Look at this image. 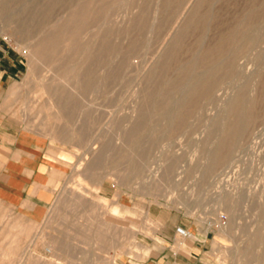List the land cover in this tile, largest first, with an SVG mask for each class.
Instances as JSON below:
<instances>
[{
	"label": "rangeland",
	"instance_id": "rangeland-1",
	"mask_svg": "<svg viewBox=\"0 0 264 264\" xmlns=\"http://www.w3.org/2000/svg\"><path fill=\"white\" fill-rule=\"evenodd\" d=\"M82 6L94 21L90 17L80 38L97 51L83 65L87 86L62 73L80 60L64 53V82L58 77L56 88L38 90L30 73L35 35ZM0 9V124L38 141L56 163H63L62 154L67 158L63 173L55 171L44 217L1 264H38V256L53 264L43 249L49 244L59 260L54 264H148L161 237L182 224L191 238L208 239L205 264H259L264 0H0ZM205 81L213 82L210 90L193 95ZM238 99L252 107L249 121L232 112ZM234 126L238 131L228 135ZM223 138L228 154L217 162ZM91 162L92 173L85 170ZM80 187L86 203L75 208L69 195H81ZM89 202L99 207L95 220L88 217ZM105 220L112 229L100 240L94 230ZM10 240L6 233L0 249Z\"/></svg>",
	"mask_w": 264,
	"mask_h": 264
},
{
	"label": "crops",
	"instance_id": "crops-1",
	"mask_svg": "<svg viewBox=\"0 0 264 264\" xmlns=\"http://www.w3.org/2000/svg\"><path fill=\"white\" fill-rule=\"evenodd\" d=\"M17 64L16 59L12 65ZM58 159L63 163H56L54 156L38 141L0 124V230H4L0 232V243L7 233L11 239L8 247L20 246L24 230L35 229L34 222L42 220L52 199L55 171L63 173L66 168L65 155ZM24 219L29 225L23 226ZM161 239L158 254L148 264H205L209 251L206 237L180 240L171 227L170 233ZM7 248L0 249V264Z\"/></svg>",
	"mask_w": 264,
	"mask_h": 264
},
{
	"label": "bare ground",
	"instance_id": "bare-ground-1",
	"mask_svg": "<svg viewBox=\"0 0 264 264\" xmlns=\"http://www.w3.org/2000/svg\"><path fill=\"white\" fill-rule=\"evenodd\" d=\"M65 1V0H64ZM93 1V0H92ZM85 3H87V2H85ZM92 2H90V4H91ZM81 4V3H80ZM84 4V3H83ZM85 6H87V4H84ZM88 5H89V3H88ZM45 6V5H44ZM92 6H93V4H92ZM46 7V6H45ZM71 7V6H70ZM74 7V6H73ZM72 7V8H73ZM89 7V6H88ZM91 7V6H90ZM41 8V7H40ZM75 8V7H74ZM42 10V9H41ZM47 10H49V9H44L43 8V12H44V14H45V12H46V14H47ZM0 11H1V9H0ZM37 11V10H36ZM69 11V10H68ZM33 12V11H32ZM38 12V11H37ZM43 12L40 14V12H38L37 14L38 15H42L43 14ZM50 12V11H49ZM71 12V11H70ZM90 12H91V10H90ZM89 11H88V9L87 8H85V7H79V8H77V9H74V10H72V13H71V15L69 16V18L67 19V20H65V21H63V22H58V23H54V24H51L48 20V24L50 25L51 24V26L49 27V29L48 30H46V31H44V32H42L41 34H38V35H35V33H33V36L35 35V36H37V39L34 41V43L32 44V50H31V61H30V73H31V75L32 76H34V79L32 80V83L34 84V86L38 89V90H43L44 91V89L45 90H52V89H54V88H56L55 86H54V80L56 79V78H58V77H61V75H63L64 74V72H65V74H68V73H73V75L75 76V78L76 79H74V80H76L75 82L78 84V82L79 83H82L83 84V82L82 81H84V78H85V76H87L88 75V78H89V71H88V69L87 68H84L83 67V65H84V63H86L87 61H89L90 59H91V61H92V59L96 56V53H97V51L94 49V50H92V49H90V47L88 46V44L86 43V42H84V41H82V38H80V35H81V33H82V31H84L83 29H84V27L86 26V24H88L89 25V23H87L88 22V20L90 19V17H91V13H90ZM93 12V11H92ZM96 13V12H95ZM36 13H34V15H35ZM93 14V13H92ZM33 15V16H34ZM48 16H49V14H47ZM94 16H97V15H94ZM100 16V15H99ZM2 17V16H1ZM36 17H39V16H35L34 18H36ZM29 18H31V17H29ZM28 18V19H29ZM33 18V17H32ZM48 18H50V17H48ZM67 18V17H66ZM92 19H93V16L91 17ZM94 18H96V17H94ZM97 18H99V17H97ZM43 19V18H42ZM36 19H34V20H32V21H35ZM28 21V20H27ZM37 22L39 21L38 19L36 20ZM44 21V20H43ZM51 21V20H50ZM57 21H58V19H57ZM93 21H94V19H93ZM54 22V20H52V23ZM91 22V21H90ZM29 23H30V21H29ZM35 23V25H36V22H34ZM40 23H41V18H40ZM46 23V26H47V22H45ZM30 25V24H29ZM34 24H33V26H35ZM40 26V29H39V31L41 30V24H39ZM44 25V24H43ZM48 25V26H49ZM33 26H32V28H33ZM87 27V26H86ZM21 28H23V27H21ZM43 28V27H42ZM44 28H45V26H44ZM35 29H37L36 28V26H35ZM47 29V28H46ZM88 29V28H87ZM18 30V29H17ZM20 30V29H19ZM31 31V30H30ZM106 31H107V29H106ZM108 32V31H107ZM25 33H26V31H25ZM82 37V36H81ZM30 37H28V39H29ZM32 41V40H31ZM107 41V40H106ZM226 41H232L231 40V36H227L226 37ZM101 42H103V41H101ZM100 42V43H101ZM108 44H110V43H108ZM107 44V45H108ZM31 46V45H30ZM93 46V45H92ZM95 46V45H94ZM100 46V45H99ZM98 47V46H97ZM96 47V48H97ZM102 48H103V45H102ZM223 47L221 46V47H219L218 48V51H222L223 49H222ZM99 49V48H98ZM97 49V50H98ZM104 49V48H103ZM103 49H101V50H103ZM107 49V48H106ZM108 49H109V47H108ZM115 49V48H114ZM100 50V49H99ZM105 51V50H104ZM103 51V52H104ZM107 51V50H106ZM99 52V51H98ZM108 52V51H107ZM113 52V51H112ZM64 53H65V57H66V54H74V56H76L77 58H79L80 60L78 61L76 58V60L72 63V65L71 64H69V63H67V64H69L70 66H68V67H66L65 69H63V71H62V73L63 74H61L60 75V71H59V69H60V65L61 64H59V62L61 61V59L63 58V55H64ZM210 54H212L211 53V51H206L205 52V54L203 55V57H204V59L205 58H207V59H209L208 57H212V55H210ZM97 55H99V54H97ZM103 55V54H102ZM106 55V54H105ZM210 55V56H209ZM73 57V56H72ZM102 57H104V56H102ZM67 58V57H66ZM65 58V59H66ZM69 59V58H68ZM71 59V58H70ZM67 60V59H66ZM97 60H98V58H97ZM67 61H69V60H67ZM73 61V60H72ZM101 62V61H100ZM103 63V62H102ZM63 65V64H62ZM64 66V65H63ZM91 73V72H90ZM93 73V72H92ZM94 75V74H93ZM73 76V77H74ZM69 77H71V75L69 76ZM72 77V78H73ZM64 78V77H63ZM59 79V78H58ZM67 79V78H66ZM61 80H62V77H61ZM212 81V80H211ZM211 81H205V82H203V84L202 85H199V87H197V86H195V89L193 90V95H195L196 97H198L197 95H199V94H201V93H206V92H208L209 90H210V88H211V86H212V83L213 82H211ZM62 82H64V80H62ZM67 82V81H66ZM85 82V85H86V83H87V81L85 80L84 81ZM57 84V83H56ZM64 84V83H63ZM75 85V84H74ZM79 85H81V84H79ZM89 85V84H88ZM17 86H18V84L17 83H15L14 85H12V87H11V89H10V92H9V95H8V97H10V94H12V93H15V91H16V88H17ZM87 86V85H86ZM90 86H92V83H91V85ZM77 87V86H76ZM57 88H58V86H57ZM79 89V88H78ZM56 90V89H55ZM82 90V89H81ZM261 95H262V97H263V95H264V82H263V86H262V89H261ZM209 94V93H208ZM64 96H65V94H64ZM71 96V95H70ZM192 96V95H191ZM200 96V95H199ZM196 97L194 98V99H196ZM64 99V103L66 102V98H62V100ZM70 99V98H69ZM73 99V98H72ZM193 99V98H192ZM193 99V100H194ZM242 99H244L243 97H242ZM7 100V98H5V101ZM74 100V99H73ZM197 100V99H196ZM239 100V99H238ZM240 100H241V98H240ZM236 101V103H234V106H233V109H232V112L235 114V116H237V117H239V119H245V121H246V119H247V121H249V119H251V117L253 116L252 115V107H249L248 106V108L247 107H243V102L242 101ZM63 102V101H62ZM68 105V104H67ZM70 105V104H69ZM68 105V106H69ZM71 106V105H70ZM251 106H253L252 104H251ZM74 108V107H73ZM73 110V109H72ZM70 112H72L71 110H70ZM61 113V112H60ZM72 113H74V112H72ZM60 115V114H59ZM68 115V114H67ZM74 115V114H73ZM61 117H62V115H61ZM238 119V118H237ZM69 121V120H68ZM72 121V120H71ZM233 123V122H232ZM234 124V123H233ZM233 126V125H232ZM231 126V127H232ZM238 129H239V126H234V128H232L231 130H229L230 131V134L227 132V130H226V132H227V134L228 135H230V136H232L233 134H235L237 131H238ZM227 135V136H228ZM227 136H226V138H227ZM229 136V137H230ZM51 138H53V137H51ZM226 138H223V140L221 141V143H220V145L219 146H217L218 147V149L216 150V152H215V154H214V160L215 161H217V162H219V161H223L226 157H227V152H228V143H227V141H226ZM216 149V148H215ZM97 157V156H96ZM212 160H213V158H212ZM82 161V160H81ZM92 163V162H91ZM93 164H95V162L94 163H92V164H90V165H86L87 167H86V171H88V172H90V173H92V167H94L93 166ZM79 166V165H78ZM80 168V167H79ZM83 168V167H82ZM94 169V168H93ZM97 169V168H96ZM85 171V172H86ZM88 172H86V173H88ZM87 175H89V174H87ZM75 184V183H74ZM79 184V183H78ZM78 186V185H77ZM80 186V185H79ZM76 187V186H75ZM77 189H75V191H76ZM80 190H82V193H81V195L80 194H78L77 192H75V193H77L76 195H74V194H70L69 196H71L72 195V197H71V199H72V202H73V205H75V208L76 207H78V206H82L83 204L85 205V201H84V198H83V196L82 195H85L87 192V190H84L82 187H80ZM70 191H72L71 189H70ZM69 190H68V192H70ZM67 192V193H68ZM79 192V191H78ZM65 195H63V197H64ZM69 196H68V198H69ZM62 197V198H63ZM66 197V196H65ZM70 199V198H69ZM63 201V200H62ZM220 201V200H219ZM228 200L225 198V200H223V202L224 203H226V205L227 204H229V205H227L229 208H231L230 207V203H228L227 202ZM85 202V203H84ZM90 203V202H89ZM88 203V204H89ZM221 203V202H220ZM93 204V203H92ZM222 204V203H221ZM90 205H91V203H90ZM71 206H72V203H71ZM89 206V205H88ZM74 207V206H73ZM87 210H88V213L90 214L88 217L90 218V219H93V220H95V214H94V212L96 213V211L98 210V206H96V205H91V206H89V207H85ZM113 212L114 213H117L118 212V205H115V206H113ZM87 210H85V211H87ZM231 211V210H230ZM236 211V210H235ZM94 214V216L93 215H91V214ZM97 213H99V212H97ZM104 219V218H103ZM93 220H92V222H93ZM100 221V220H99ZM128 221V220H127ZM112 226L110 225V224H108V223H106V220H105V222H99L98 223V225H97V227H96V229L94 230V235L98 238V239H100V240H104L105 238H106V234H105V232L109 229V228H111ZM112 229V228H111ZM191 231V230H190ZM24 233L27 235L28 234V230H24ZM75 233V232H74ZM108 233V232H107ZM69 235V234H68ZM76 235H78V234H76ZM75 236V235H74ZM191 236H192V231H191ZM254 237H255V235H254ZM263 235H258L256 238L257 239H260V240H262L263 241ZM251 239V238H250ZM256 239L254 238V241H255ZM251 241H252V239H251ZM17 243V242H16ZM260 243V242H259ZM264 244V243H263ZM18 248V245L17 244H12L10 247H8L6 250H5V252H4V254H3V259H2V261H11L13 258H14V252L16 251V249ZM44 252L46 253V254H49L51 257H53L54 259H53V261L54 262H52L53 264L54 263H58L59 262V260H58V257H56L55 258V255H56V249H55V247L54 246H52V245H48L47 247L46 246H44ZM264 249V248H263ZM245 250V249H244ZM252 250V249H251ZM249 252V251H248ZM261 252V251H260ZM263 252V251H262ZM247 253V251L245 250V253L244 254H246ZM254 255H256V254H254ZM36 261V263H38V264H47L48 263V261H50L49 259H47V258H44V257H41V256H38L37 258H34ZM34 261V260H33ZM259 264H264V253L261 255V257L259 258ZM247 262V261H246ZM250 262V261H249ZM249 262L248 263H246V264H249Z\"/></svg>",
	"mask_w": 264,
	"mask_h": 264
},
{
	"label": "built area",
	"instance_id": "built-area-1",
	"mask_svg": "<svg viewBox=\"0 0 264 264\" xmlns=\"http://www.w3.org/2000/svg\"><path fill=\"white\" fill-rule=\"evenodd\" d=\"M221 218L224 219L225 215L222 214ZM175 235L178 239L184 240L187 238H191V231L185 226L178 225L175 227Z\"/></svg>",
	"mask_w": 264,
	"mask_h": 264
}]
</instances>
